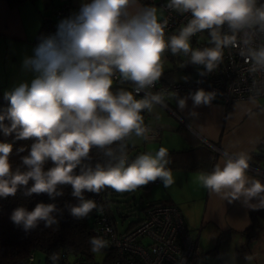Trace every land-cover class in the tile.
I'll return each mask as SVG.
<instances>
[{"label":"clouds","instance_id":"clouds-1","mask_svg":"<svg viewBox=\"0 0 264 264\" xmlns=\"http://www.w3.org/2000/svg\"><path fill=\"white\" fill-rule=\"evenodd\" d=\"M166 7L191 14L170 36L165 33L168 21L161 20L155 6L140 0H90L62 19L55 34L40 38L22 65L33 79L5 93L9 106L0 113V131L33 142L22 157L24 171L12 170L13 144L0 142V198L15 196L22 187L26 196L54 198L63 194L58 186L71 185L79 203L70 206V214L84 219L93 210L103 212L102 205L84 197L85 191L122 194L157 180L165 188L175 183L166 147L131 160L128 154L130 145L155 139L144 113L159 121L156 109L166 108L171 98L181 110L186 107L188 97L163 88L150 91L164 73L165 54L188 57L187 63L203 66L200 75L205 76L223 63L226 49L236 48L250 74H264V0H168ZM205 31L209 46L193 48L192 38ZM117 81L131 84L132 90L113 91ZM258 83L254 79L249 90L253 104L264 92ZM216 95L202 88L189 93L194 106L211 105ZM92 149L106 159L93 165ZM250 160L246 151L225 150L211 171L197 175L196 183L229 203L242 198L253 209L264 208V184L248 175ZM48 162L52 166L45 170ZM253 198L258 203L250 204ZM57 211L55 204L38 203L32 211L16 208L10 219L27 232L41 221L46 227L57 223ZM89 243L93 253L109 246L102 236ZM49 259L58 264L59 255Z\"/></svg>","mask_w":264,"mask_h":264},{"label":"crops","instance_id":"crops-1","mask_svg":"<svg viewBox=\"0 0 264 264\" xmlns=\"http://www.w3.org/2000/svg\"><path fill=\"white\" fill-rule=\"evenodd\" d=\"M84 2L90 0H22L15 6H9L7 0H0V90L3 98L6 92L33 79L34 73L25 70L22 65L25 57L33 55L35 45L32 40L44 19L54 17V10L63 4L66 5V14L61 20L65 19L77 13ZM178 97H188L183 110L179 108L178 100L171 98L168 109H156L161 116L159 121L146 113L147 122L162 130L160 136L152 140L157 141L153 144L157 146L156 151L161 146L170 151L204 144L215 158L210 169L207 164L213 159H210L211 154L201 164L202 169H187L181 165L171 168L175 182L187 184L188 191L184 192L180 201L176 202L178 199L175 196L168 195L166 202L179 208L187 230L198 246L200 242L204 248L214 244L221 264H264V208L253 209L242 198L229 203L196 183L197 175L201 171H211L225 150L246 151L251 156L250 161L264 169V147L260 150V140L264 141V99L256 100L255 104L250 100L236 101L227 107L216 101H212L211 105L194 106L189 94ZM179 127L184 128L188 136L179 132ZM168 130L178 133L181 138L166 133ZM254 152H260L261 157L256 159ZM248 175L264 184V176L251 169ZM160 184L159 180L156 185ZM195 201L197 208L191 214L193 211L188 207ZM249 203L256 204L258 200L253 198ZM254 225L258 228L249 233V228ZM201 251L200 259L204 254V250ZM246 256L253 259L248 261Z\"/></svg>","mask_w":264,"mask_h":264},{"label":"built area","instance_id":"built-area-1","mask_svg":"<svg viewBox=\"0 0 264 264\" xmlns=\"http://www.w3.org/2000/svg\"><path fill=\"white\" fill-rule=\"evenodd\" d=\"M140 2L144 6H155L160 9L161 20L167 19L168 21L165 30L166 36L175 34L191 18L190 13L180 14L168 9L166 7L168 0H140ZM65 7V4L57 7L54 10V16L64 17L66 14ZM199 37L208 38V33L206 31L199 33L192 39L198 40ZM169 55L170 52L165 54V62ZM201 71H204L203 66L193 71L191 75L172 82H167L164 77H161L155 88L150 89V91H159L163 88L174 91L178 95H185L202 88L205 91H215L217 95L213 101L228 107L236 101L250 100L249 97L253 93L249 90L252 88L254 79L259 82L258 86L264 87V74L258 73L255 77L250 74L248 65L238 55L236 48L225 50L223 63L212 73L201 76ZM128 86H130L129 90H132V85L128 84ZM142 95L143 93H141ZM258 99H264V92L256 100ZM166 108L168 109V105ZM144 116L145 123L154 129L156 139L162 132L161 128L150 125L147 122V114L144 113ZM262 147H264V141L260 140V148L262 149ZM252 165L250 164L249 169L264 176V169ZM158 181L149 183L146 186V191L150 190L156 183L158 184ZM93 200L103 206L102 213L93 210L97 214L94 234L107 239L109 241L108 248L113 251V256L109 257L107 264H197L200 260L201 248L187 230L182 218L183 215L177 206L169 203L150 205L143 211L144 215L137 219L138 221L134 226L119 232L116 221L110 217L102 199L96 196ZM31 259H33L32 256L29 257L28 261ZM58 264L100 263L87 260V258L69 259V257L63 256Z\"/></svg>","mask_w":264,"mask_h":264},{"label":"trees","instance_id":"trees-1","mask_svg":"<svg viewBox=\"0 0 264 264\" xmlns=\"http://www.w3.org/2000/svg\"><path fill=\"white\" fill-rule=\"evenodd\" d=\"M9 6H15L20 3L22 0H7ZM55 17V16H54ZM48 16L44 19L37 32L36 36L32 40L36 46L39 43L41 37L53 35L57 31V25L61 21V18ZM195 39H192L193 48H203L209 46L208 42H198ZM188 57L178 55L173 56L171 53L169 58L166 61V66L164 67V77L165 81L172 82L177 80L178 70H185L188 73L194 67L193 64L187 63ZM200 68V67H199ZM198 68V69H199ZM194 69V70H198ZM129 84V83H128ZM127 83L121 85L120 83H114L113 91L118 90L120 87L125 88L126 90L130 89ZM9 106V101L2 97L0 91V113L7 109ZM7 124L8 121H5ZM179 132L184 136H188L184 128L179 127ZM0 142H8L13 144V151L10 154L9 160L12 165V170L20 168L21 171L26 170L25 166L22 164V157L28 154L30 145L33 142L32 140H15V136H5L2 131H0ZM21 147L25 148L24 152H18V149ZM261 150V148H260ZM140 152L139 148L135 145L129 146V158L134 159L136 155ZM211 154V155H210ZM256 159H259L262 154L260 152L253 153ZM91 163L94 165L97 162H103L106 158L103 157V154L98 149H92L91 153ZM210 159L213 158L214 153L208 149L207 146H190L188 149L184 150H170L169 158L170 163L169 168H175L182 166L187 169H202L203 162H206L208 156ZM215 158V157H214ZM214 158L207 168L212 167ZM253 165L256 162L250 161ZM252 165V166H253ZM52 166L51 162H48L45 165V170ZM79 174V168L76 170ZM32 181L29 182V187L31 186ZM153 188V187H152ZM151 188V189H152ZM141 189L146 191V186L141 187ZM57 191L62 192V195L49 197L48 194H32L31 196H26L24 194L25 189L22 187L18 189L15 196H9L7 198H0V264H33L34 252H41L45 256V264H52V261L49 257L52 254H58L59 260L63 256L70 258L81 257L87 258V260L94 261V253L91 251V245L89 240L91 237L96 236L94 234V228L96 227L95 218L97 214L92 211L87 218L76 219L74 218L69 211L70 206L77 205L79 203L78 198L72 195L73 189L71 185H61L58 186ZM115 191L111 189H106L100 194L92 192H84V197L86 199H94L96 196L102 199L104 207L110 214V217L114 221V215L109 209V197L113 195ZM147 192V191H146ZM38 203L44 204H55L58 209L57 212L53 213V216L56 218L57 223L53 224L51 227H46L45 222H39L38 226L35 229L25 231L22 226H17L10 219L12 212L18 207H24L28 211H32ZM161 203L153 202L144 206L143 211H145L148 206ZM138 221V220H137ZM137 221L129 224L128 228L134 226ZM258 227L251 226L248 232L256 231ZM103 251H106V255L103 257L104 260L100 264H107L109 262V257L113 256V251L110 248H105ZM32 256L33 259L28 261L29 257ZM97 263V262H96Z\"/></svg>","mask_w":264,"mask_h":264},{"label":"rangeland","instance_id":"rangeland-1","mask_svg":"<svg viewBox=\"0 0 264 264\" xmlns=\"http://www.w3.org/2000/svg\"><path fill=\"white\" fill-rule=\"evenodd\" d=\"M158 9L159 14L160 9ZM198 42H208V38H202L199 37L197 40ZM197 42V43H198ZM166 66V63H164V67ZM193 69L191 71H195L194 69H198L199 65H193ZM189 71V70H188ZM188 71L185 70H178L177 78H183L185 76L191 75L193 72H190L188 74ZM2 92V90H0ZM169 103V99L167 100V104ZM160 110H164L162 108H159ZM165 111V110H164ZM168 134H175L178 136V138H181L178 133H175L173 131H167ZM183 140V139H181ZM183 142V141H182ZM157 144V141H138L135 145L139 148L140 153L142 152H155L157 149V146H154L153 144ZM188 191V185L184 182L180 181L175 182L173 185H171L168 188H165L163 184L156 185L152 189L148 190L147 192L141 188L137 189L134 192H126V193H117L114 192L113 195L108 196L109 201V209H111L113 215H114V221H116L117 228L119 232H122L124 229H126L129 224L132 222L137 221L138 218H141L143 213L144 206L158 201H163L164 203H167L168 195L175 196L178 200H175L176 202L180 201V197L183 198L184 192ZM170 204V203H169ZM196 201L191 204L188 207L190 210H192V213H195V210L197 208ZM192 231V230H191ZM201 250H204V254L202 258L198 261L197 264H221L219 255L216 253L214 249V244L211 246H208L207 248H204L202 243L199 244ZM206 249V250H205ZM214 249V250H212ZM106 255V251L100 252V253H94V261L97 263H101L104 260V256ZM45 256L43 253L37 251L34 252V260L33 264H45Z\"/></svg>","mask_w":264,"mask_h":264}]
</instances>
